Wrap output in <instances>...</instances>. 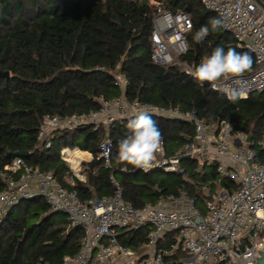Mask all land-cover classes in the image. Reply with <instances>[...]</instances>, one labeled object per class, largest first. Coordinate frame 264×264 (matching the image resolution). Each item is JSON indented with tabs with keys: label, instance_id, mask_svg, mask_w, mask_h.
<instances>
[{
	"label": "trees",
	"instance_id": "trees-1",
	"mask_svg": "<svg viewBox=\"0 0 264 264\" xmlns=\"http://www.w3.org/2000/svg\"><path fill=\"white\" fill-rule=\"evenodd\" d=\"M159 6L192 17L188 51L181 62L195 68L216 47L234 48L252 59L251 71L245 75L256 70L254 56L240 48L231 34L222 28L211 30L210 20L219 17L199 0H0V72L10 74L9 79L0 78V171L14 154L28 153L24 159L29 165L53 172L83 200L94 195L112 197V177L117 179L125 200L135 208L184 192L203 209L204 201L212 199L219 188H235L220 177L216 164L184 159V180L182 175L161 170L145 174L120 162L118 146L128 135L129 119L111 130L87 127L56 133L50 149L37 140L45 117L90 113L99 109L100 98L119 97L117 74L129 82L125 96L130 101L196 111L207 123L229 121L234 131L245 133L254 144L264 138V93L233 103L177 67L152 61L151 36ZM202 26L209 27V35L196 43L193 37ZM154 119L169 157L194 140L192 125ZM106 136L113 143L111 169L98 160ZM64 147L93 155L86 170L87 185L77 182L71 187L68 183L71 172L60 158ZM5 185L0 179V191ZM147 232H122L119 239L137 250L146 242ZM82 237L80 229L70 228L65 214L52 212L41 199L30 200L14 208L0 226V264H63L65 257L79 251ZM165 240V244L172 242L174 235ZM179 257L185 254L174 259Z\"/></svg>",
	"mask_w": 264,
	"mask_h": 264
},
{
	"label": "built area",
	"instance_id": "built-area-1",
	"mask_svg": "<svg viewBox=\"0 0 264 264\" xmlns=\"http://www.w3.org/2000/svg\"><path fill=\"white\" fill-rule=\"evenodd\" d=\"M199 1L207 11L223 19L222 29L254 56L257 65L253 73L238 81L221 80L215 88H209L222 93L219 88L237 87L246 93L242 100L263 94L264 8L256 0ZM192 29L190 14H173L159 6L151 36L152 61L163 67H177L190 76L188 73L194 67L180 59L188 51L187 34ZM115 80L121 95L111 100L100 98L98 110L45 117L37 135L42 147L50 149L56 133L87 127L111 130L118 122L146 110L153 118L192 125L195 136L173 157L167 155L162 141L153 167L138 170L145 174L161 170L182 175L185 180L184 159L216 164L220 177L231 181L235 188H219L212 199L204 201L203 209L184 192L135 208L125 200L120 182L113 177L112 197L94 195L83 200L78 191L62 185L53 172L32 167L24 158L15 157L0 171V179L6 184L0 191V226L14 208L41 199L52 212L65 214L70 228L82 231L79 251L65 257L63 264H258L264 253V138L254 144L245 133L234 131L229 121L207 123L196 111L130 101L125 96L127 78L117 74ZM112 147L111 138L106 136L98 160L107 169L112 168ZM60 158L70 169L71 187L77 182L88 184L86 170L94 160L90 152L64 147ZM204 191L209 193L207 187ZM142 229L148 230L146 242L137 250L119 239L122 232ZM171 235L174 240L165 244V237ZM178 254L185 257L174 259Z\"/></svg>",
	"mask_w": 264,
	"mask_h": 264
},
{
	"label": "clouds",
	"instance_id": "clouds-1",
	"mask_svg": "<svg viewBox=\"0 0 264 264\" xmlns=\"http://www.w3.org/2000/svg\"><path fill=\"white\" fill-rule=\"evenodd\" d=\"M211 30L218 31L224 27L221 18L210 20ZM189 27L191 25L189 24ZM208 26H202L194 35L196 43H201L209 35ZM185 51L187 48L185 47ZM252 59L246 52H237L234 48L226 51L222 47H216L210 56L204 58L199 65L189 71V75L200 84L205 82L214 88L220 80L236 79L243 77L251 71ZM228 101L235 103L245 98L246 93L237 87L219 88ZM128 135L119 142L117 159L125 165L148 171L154 165L156 156L162 144V132L153 115L141 110L130 118L126 125ZM103 147V146H102ZM110 151V149H109Z\"/></svg>",
	"mask_w": 264,
	"mask_h": 264
},
{
	"label": "water",
	"instance_id": "water-1",
	"mask_svg": "<svg viewBox=\"0 0 264 264\" xmlns=\"http://www.w3.org/2000/svg\"><path fill=\"white\" fill-rule=\"evenodd\" d=\"M258 2V4L264 8V0H256ZM10 77V74L7 72V73H1L0 72V78H7L9 79ZM204 87L206 88H209L211 84L205 82L204 84H202ZM249 142L251 141V138H249L248 140ZM15 157H22V158H27L28 157V153H17V154H14ZM159 197L161 196L160 194H157ZM258 264H264V253L262 255V258H260L258 260Z\"/></svg>",
	"mask_w": 264,
	"mask_h": 264
},
{
	"label": "rangeland",
	"instance_id": "rangeland-1",
	"mask_svg": "<svg viewBox=\"0 0 264 264\" xmlns=\"http://www.w3.org/2000/svg\"><path fill=\"white\" fill-rule=\"evenodd\" d=\"M71 177V176H70ZM68 179H70V178H68Z\"/></svg>",
	"mask_w": 264,
	"mask_h": 264
}]
</instances>
